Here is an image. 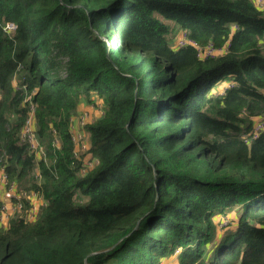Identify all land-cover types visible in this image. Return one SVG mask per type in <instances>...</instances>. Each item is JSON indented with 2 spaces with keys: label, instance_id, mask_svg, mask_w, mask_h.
<instances>
[{
  "label": "trees",
  "instance_id": "16d2710c",
  "mask_svg": "<svg viewBox=\"0 0 264 264\" xmlns=\"http://www.w3.org/2000/svg\"><path fill=\"white\" fill-rule=\"evenodd\" d=\"M181 31L227 52L176 49ZM82 101L104 109L86 172ZM30 103L46 159L20 141ZM255 118L253 0H0V169L45 201L0 226V264H264V132L242 138Z\"/></svg>",
  "mask_w": 264,
  "mask_h": 264
},
{
  "label": "built area",
  "instance_id": "2783aa9c",
  "mask_svg": "<svg viewBox=\"0 0 264 264\" xmlns=\"http://www.w3.org/2000/svg\"><path fill=\"white\" fill-rule=\"evenodd\" d=\"M256 7L259 9H264V0H253ZM13 24H7L6 29H13ZM236 28V26H234ZM188 46L193 47L201 59L214 58L216 56L222 55L227 52V46L216 47L212 43L207 45H200L195 40L188 36L185 31L179 32L175 40L176 49L186 48ZM26 86H24L25 88ZM30 100V97H27ZM102 107L100 110L101 116L104 113L103 103L97 101ZM95 103L90 105V108L85 112H80L78 115L80 119H77L75 115L72 124V136L75 143V155L80 157L82 155L84 159L85 154H78V149H87L85 152H90V138L86 131L87 122L86 120L90 118V111H97L95 108ZM79 120V123H78ZM36 120H35V105L30 103V112L26 123L21 130V144L28 145L31 152L35 154L38 160L46 159V152L41 146L36 133ZM264 132V118H255L252 128L243 134L242 138L246 143H251L256 140L261 133ZM88 147V148H87ZM87 155V154H86ZM98 163V160L94 158V155H90L86 160H84L83 172L87 169H91ZM38 173V172H37ZM37 176L40 178V174ZM45 205V201L39 192L33 190H27L20 188L16 181H10L8 175L5 172V168L0 169V226H7L12 218L19 216L23 218L26 222L33 221L37 219L41 207Z\"/></svg>",
  "mask_w": 264,
  "mask_h": 264
},
{
  "label": "rangeland",
  "instance_id": "374dc122",
  "mask_svg": "<svg viewBox=\"0 0 264 264\" xmlns=\"http://www.w3.org/2000/svg\"><path fill=\"white\" fill-rule=\"evenodd\" d=\"M177 36V35H176ZM95 108H96V110L97 111H95V110H93V111H90V118H88L87 120H86V122H87V124H89L90 122H92L95 118H98L97 116H95V114H101V112H100V110L102 109V107H100V105H99V103L96 101L95 102ZM87 108V110L90 108V106H84V108L83 109H86ZM87 110H82L81 112L83 113V112H85V111H87ZM76 118L77 119H80L79 118V116L77 115L76 116ZM78 123H79V120H78ZM88 148V147H87ZM87 149H82V148H80V149H78L77 151H79L78 152V154H79V156H80V154H85L84 156V160H86L88 157H90V155H92V153H89V151L88 152H85ZM87 154V155H86ZM174 259V258H173ZM175 262H174V260H172V258H170V259H165L164 261H163V264H174Z\"/></svg>",
  "mask_w": 264,
  "mask_h": 264
},
{
  "label": "crops",
  "instance_id": "0c3cea01",
  "mask_svg": "<svg viewBox=\"0 0 264 264\" xmlns=\"http://www.w3.org/2000/svg\"><path fill=\"white\" fill-rule=\"evenodd\" d=\"M91 104H88V103H86L85 101H82L81 103H80V105H79V108H78V111H77V114L76 115H79L80 114V112L82 111V110H87V108L86 109H83L84 108V106H90ZM95 116H97V114H95ZM97 117H99V116H97ZM74 121L76 122V119L74 118ZM76 124H77V122H76Z\"/></svg>",
  "mask_w": 264,
  "mask_h": 264
}]
</instances>
